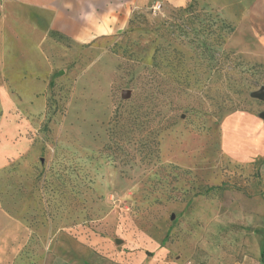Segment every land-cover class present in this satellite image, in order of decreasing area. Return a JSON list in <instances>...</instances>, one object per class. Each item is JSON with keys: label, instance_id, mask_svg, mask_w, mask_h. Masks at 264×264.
<instances>
[{"label": "rangeland", "instance_id": "obj_1", "mask_svg": "<svg viewBox=\"0 0 264 264\" xmlns=\"http://www.w3.org/2000/svg\"><path fill=\"white\" fill-rule=\"evenodd\" d=\"M248 10L143 0L122 32L76 42L0 0V264H233L264 242Z\"/></svg>", "mask_w": 264, "mask_h": 264}, {"label": "crops", "instance_id": "obj_2", "mask_svg": "<svg viewBox=\"0 0 264 264\" xmlns=\"http://www.w3.org/2000/svg\"><path fill=\"white\" fill-rule=\"evenodd\" d=\"M30 8L44 11L51 30L76 42H90L102 36L122 32L128 24L132 10L143 0H14ZM249 8L248 18L255 33L264 42V0H242ZM264 154V150H263ZM9 233V232H8ZM3 235L0 229V238ZM256 238H252V241ZM233 264H264V242L249 243ZM263 252V255H261ZM140 257L132 264H138ZM150 264H156L151 262ZM169 264V263H167ZM175 264V263H170ZM201 264V263H199ZM208 264H222L214 261Z\"/></svg>", "mask_w": 264, "mask_h": 264}, {"label": "water", "instance_id": "obj_3", "mask_svg": "<svg viewBox=\"0 0 264 264\" xmlns=\"http://www.w3.org/2000/svg\"><path fill=\"white\" fill-rule=\"evenodd\" d=\"M129 95H130V91L129 90H123L122 91V96L124 98L128 97ZM250 96L252 98H256V99H259V100L264 101V85H262L261 87H259V89L255 90V91H252L250 93ZM260 116L264 119V111L260 113ZM116 242L119 243L120 240L119 239H116Z\"/></svg>", "mask_w": 264, "mask_h": 264}, {"label": "built area", "instance_id": "obj_4", "mask_svg": "<svg viewBox=\"0 0 264 264\" xmlns=\"http://www.w3.org/2000/svg\"><path fill=\"white\" fill-rule=\"evenodd\" d=\"M161 8V4L159 2H155L153 5H152V9L154 11L156 10H159Z\"/></svg>", "mask_w": 264, "mask_h": 264}, {"label": "trees", "instance_id": "obj_5", "mask_svg": "<svg viewBox=\"0 0 264 264\" xmlns=\"http://www.w3.org/2000/svg\"><path fill=\"white\" fill-rule=\"evenodd\" d=\"M190 6H191V4H188V6H187V7H185L183 10H186V9H188ZM261 255H263V252H261Z\"/></svg>", "mask_w": 264, "mask_h": 264}]
</instances>
